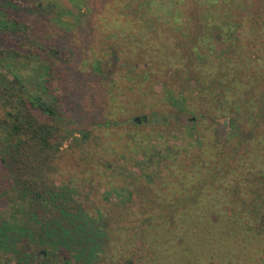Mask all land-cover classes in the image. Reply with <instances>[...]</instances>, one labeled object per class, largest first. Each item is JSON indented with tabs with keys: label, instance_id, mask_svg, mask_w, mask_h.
<instances>
[{
	"label": "trees",
	"instance_id": "1",
	"mask_svg": "<svg viewBox=\"0 0 264 264\" xmlns=\"http://www.w3.org/2000/svg\"><path fill=\"white\" fill-rule=\"evenodd\" d=\"M66 1L68 6L73 0ZM117 1L120 15L125 8L131 19L127 20L129 30L109 35L120 37L118 43L109 49L120 59H125L130 74L128 82L132 84V89L138 88L127 103L135 102V106H131L137 109L139 106L150 108V114L143 113L128 122L142 126L139 122L151 120L162 137L158 136L151 148L137 142L141 151L130 157L133 168L131 185L126 183V187H111L106 193L108 197L113 193L121 197V203L115 204L117 211H126L128 216L138 220V226L133 231L134 235L142 238L148 264H205V257L212 255L211 248L218 251L224 247L218 238V231L226 224L239 228L250 214L253 217L256 212L261 214L264 186L254 188L252 193L256 192L258 198L255 206L251 207L245 201V192L250 193L247 179L242 175L237 177L234 168L241 170L239 164H228L224 170L210 164L203 146L198 149L200 154L194 157V147L189 140H180L177 146L162 141L164 136L174 138L173 134L183 127L180 120L198 122L212 111H239L243 105L247 106L246 93L251 85L244 81L247 71L243 69V52H240L244 26L238 14L239 2L111 0L112 3ZM45 2L39 0L36 4L48 9L49 5ZM108 4L111 3L107 1ZM11 5L13 7L0 3V35L4 39L10 37V41L19 39L18 44L10 42L0 48V164L8 166L11 161L23 157L31 156L34 160L39 154H45L53 170L57 168L54 162L59 159L69 139L78 133L81 139L74 137L73 141L85 143L90 139V132L84 129L67 132L61 125L63 88L60 77V83L54 84L58 76L50 62L54 49L40 44L35 31L33 40L29 41L34 28L26 19L17 17L15 10L19 7ZM61 5L59 1L53 7L64 13ZM68 34L73 35V32ZM107 52L110 53L109 50ZM97 64L100 65L99 62ZM13 71L19 74L10 79L9 74ZM111 123L118 126L121 122ZM259 125L258 121V129ZM190 130L188 128L184 133V138L189 137ZM261 133L264 132L254 135L260 145H264ZM130 138L136 143L134 136L130 135ZM126 149H129V144L124 147ZM85 169L86 175L91 173L89 168ZM58 173L63 174L60 170H57ZM3 174L8 178L7 174ZM22 174L15 181L7 179L11 182L10 187L0 189V198L5 197L10 205L6 209L9 219H0V252L4 255L11 252V233H19L17 238L25 233L36 248L44 247L50 257L62 256L64 251V264L137 263L134 258L127 260L130 239L125 229L115 240L111 251H106L103 245L94 247L92 243L96 244V237L80 235L89 221L78 199L72 196L77 188L75 172H68L69 181L64 188L66 199L62 195L60 197L63 191L52 193L57 200L53 196L50 199L47 190L40 192L34 189L32 177ZM209 179L212 180V188H209ZM260 179L259 183L263 185ZM135 192L137 195H134ZM225 195L232 196L234 200L227 201L223 197ZM209 196H218V199L213 204H207L203 199ZM127 198H131V202L128 203ZM54 199L60 202L55 207L59 220L55 221L41 216L33 204L37 201L44 211L49 212V208H54ZM252 208L254 212L250 211ZM227 210L231 214L228 219L225 216L222 220ZM213 215H218L220 219L212 220ZM213 243L216 245L212 247ZM23 255L27 257L29 253L24 252Z\"/></svg>",
	"mask_w": 264,
	"mask_h": 264
},
{
	"label": "rangeland",
	"instance_id": "2",
	"mask_svg": "<svg viewBox=\"0 0 264 264\" xmlns=\"http://www.w3.org/2000/svg\"><path fill=\"white\" fill-rule=\"evenodd\" d=\"M37 1L39 0H0V3L7 7H13L11 4L19 7L15 10L16 16L26 19L34 28L30 42L34 38L35 31L38 33L37 40L40 44L54 49V55L50 60L58 73L54 84H59L61 78L63 88L60 123L67 132L73 129L89 130L90 139L85 143L75 142L74 137L81 139L80 135L75 133L73 138H70L63 146L59 159L54 162L57 168L53 170L45 154H39L34 160L31 156L23 157L21 160L11 161L8 166L0 164L2 172L0 173V189L10 187L9 183L24 173L23 176L32 177L34 189L40 192L44 190L51 192L49 196L46 191L50 199L53 196L57 200L52 194L55 191L60 193L63 191L60 197L62 195L66 199L67 194L64 188L69 181L67 175L69 171L75 172L74 182L76 180L77 188L75 192H72V196L75 195L74 198L78 199L89 221V225H85V230L80 235L83 233L88 237L90 235L96 237V244L92 243L94 247L103 245L106 251H111L115 240L119 239L120 233L125 229L130 239L127 260L134 258L137 261L136 264H148L144 257L146 249L142 238L134 235L133 231L138 226V220L128 216L126 211H117L115 204L121 203V197H117L114 193L108 197L106 193L111 187L112 189L121 185L126 187V183L128 186L131 185L133 168L130 157L140 150L137 145L141 143L142 146L151 148L155 144V139L158 136L162 137V133L158 134V127L152 125L151 120L139 122L142 126L128 122L132 117H140L143 113L150 114V108L143 109L144 107L139 106L137 109L131 106H135V102L127 103L129 97L135 96L138 88L132 89V84L127 79L130 74L127 71L128 67L125 66V59H120L117 53L109 49L120 39V37L113 38L109 35L120 33L125 29L129 30L127 20L131 17L128 16V10L125 8L120 15L118 1L112 3L111 0H73L71 5L67 6L66 0H46L44 4L49 5L48 9L40 8L36 4ZM59 1L62 4L61 7L65 9L64 13H60L59 8L53 7V4ZM107 1L111 3L108 6ZM237 1L239 2V18L244 26L243 48L240 49V52H243V69L247 71V78L244 81L250 82L251 85L246 93L247 106L243 105L239 111H233V109L212 111L204 120L198 122L188 123L186 119L180 120L183 127L179 132L174 133V138L169 139L163 135L162 142L177 146L180 140H189L194 147V149L191 148L194 157L200 154L198 149L203 146L204 151L208 153L210 164L222 169L228 164L233 166L239 164L241 170L234 167L237 177L242 175L246 178V184L250 188V193L245 192L247 195L245 201L254 207L258 195L252 192L255 187L264 186L259 183V179L264 177V145H260L258 137L254 135V133L264 132V0ZM123 5L125 6L126 3ZM69 32H73V35H69ZM10 40V37L4 39L0 35V48L6 43L18 44L19 42L17 38ZM16 73L19 74L17 71L8 73L9 78L14 79ZM36 113L40 115L39 112ZM114 121L121 123L114 126L111 123ZM258 121L259 129L256 127ZM188 128H191V135L189 133V137L184 138ZM194 128L196 133L192 132ZM143 134L152 136L145 138ZM261 134V138L264 139V133ZM130 135L135 137L136 143L132 141ZM127 144L129 149L124 150ZM232 148H235L234 151H231ZM257 150H259L258 153ZM251 151L253 153L247 154ZM79 164L82 166L79 167ZM85 165L88 167H84ZM85 168H89L91 173L86 175ZM57 170L63 174H57ZM3 173L7 174L8 178ZM260 181L264 182V179ZM211 182L212 180L209 179V188H212ZM134 195L137 193L135 192ZM223 197L227 201L234 200L232 196ZM217 199L218 196H209L203 201L213 204ZM56 200L52 204L54 208H49V212L44 211L37 201L33 203L34 208L48 220H59L55 207L59 206L60 202ZM126 201L131 202V198H127ZM220 204L223 205V202ZM9 206L5 197L0 198V219H9L6 212ZM253 210L255 209L252 208L250 211ZM260 213L259 215L256 212L257 215L254 217L250 214L239 228L226 224L218 231V238L222 240L224 247L218 251L211 248L212 255L205 257V264H264V208ZM230 214L229 210L225 211L222 220L225 216L228 219ZM211 219L216 221L220 218L218 215H213ZM11 232L15 231L11 230ZM17 235L19 233L10 234L11 252L5 255L0 252V264H29L30 255L27 257L23 255L24 252H30L25 246L31 248L36 246L25 233L20 238H17ZM131 243L134 245L131 246ZM215 245L216 243H213L212 247ZM22 246L24 248L20 251ZM37 249L44 250V247ZM31 263L33 264V261Z\"/></svg>",
	"mask_w": 264,
	"mask_h": 264
},
{
	"label": "flooded vegetation",
	"instance_id": "3",
	"mask_svg": "<svg viewBox=\"0 0 264 264\" xmlns=\"http://www.w3.org/2000/svg\"><path fill=\"white\" fill-rule=\"evenodd\" d=\"M36 247L34 248H31V247H27V250L30 251L29 253V258H30V261H29V264H32L31 262L33 261V264H39V262L43 261L42 264H64L63 263V259H66V255H63L61 253L62 256H57V257H50L48 254H47V251L44 249V250H39L37 249ZM33 255H32V254Z\"/></svg>",
	"mask_w": 264,
	"mask_h": 264
},
{
	"label": "water",
	"instance_id": "4",
	"mask_svg": "<svg viewBox=\"0 0 264 264\" xmlns=\"http://www.w3.org/2000/svg\"><path fill=\"white\" fill-rule=\"evenodd\" d=\"M136 120H137V121H140V119H139V118H137ZM145 121H146V119H145Z\"/></svg>",
	"mask_w": 264,
	"mask_h": 264
}]
</instances>
